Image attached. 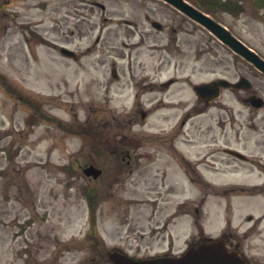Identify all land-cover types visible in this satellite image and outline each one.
<instances>
[{"label": "rangeland", "instance_id": "obj_1", "mask_svg": "<svg viewBox=\"0 0 264 264\" xmlns=\"http://www.w3.org/2000/svg\"><path fill=\"white\" fill-rule=\"evenodd\" d=\"M232 1L239 3L240 10L218 9L212 16L264 58L263 0ZM174 11L162 0H0V264H112L105 251L114 248L137 258L163 253V245L147 233L151 205L130 199L134 188L127 183L118 190L108 176L89 180L81 166L93 163L109 169L115 161L103 147L117 144V117L130 104L118 95L110 73L112 67L128 61L117 58V46L124 38L122 20L134 25L148 17L163 23L164 29L158 31L142 21L153 37L138 59L152 70L170 55L172 67L179 57L162 47L172 39L170 18L179 17ZM202 32L203 40L206 32ZM184 36L181 32L177 37ZM132 40L137 41L138 34ZM59 45L75 50L78 58L60 55ZM212 51L216 58L225 54L220 44ZM225 56L229 60L228 52ZM202 58L191 76L193 82L214 75L205 71L214 57ZM216 70L220 71L218 66ZM240 71L264 99V76L234 54L232 79ZM169 75H174L172 69L161 77ZM237 93L224 91L222 96L234 98L228 107L236 122L225 129L231 137L228 145L258 155L251 149L258 144V130L247 125L257 124L264 107L240 105ZM183 97L192 95L186 90ZM217 108L204 119L220 116ZM153 118L149 120L154 124L146 123L144 133L165 126ZM216 129L218 135L225 131ZM256 162L241 165L237 174L218 176V182L234 183L228 186L235 188L234 195L224 196L222 184L214 186L204 203L203 222L204 231L218 237L232 219L229 230L240 240L241 254L253 264H264V160ZM87 191L97 197L92 209ZM199 228L191 231L184 224L180 247L168 252H182L187 247L183 239L195 237ZM91 233L100 244L90 240Z\"/></svg>", "mask_w": 264, "mask_h": 264}, {"label": "flooded vegetation", "instance_id": "obj_2", "mask_svg": "<svg viewBox=\"0 0 264 264\" xmlns=\"http://www.w3.org/2000/svg\"><path fill=\"white\" fill-rule=\"evenodd\" d=\"M174 12L180 13L177 10ZM152 20L148 17L138 19L141 21L137 23L140 27L135 22L134 26L130 20H122L124 38L117 46V58L120 60L128 57V61L126 65H117V68H113L115 73L113 78L120 91L118 95L130 101V104L126 105L127 109L117 117L119 128L117 144L103 147L113 155L115 161L110 163L109 169L100 166L99 168L101 175L113 179L118 190L126 183L131 185L134 191L130 199L135 202L146 201L151 205L152 211L147 217L150 229L147 233L157 239L159 245H163L161 247L163 254L172 255L168 251L180 247L181 243L179 244L178 240L186 233V230L181 229L184 224L185 227L189 225L191 231L196 226L201 229L196 233L198 236L194 237L191 234L189 238L186 236L183 239L186 248L212 238L204 231L203 207L207 196L218 184L225 186L221 193L227 196L229 192V198L234 195L235 189L228 187L234 183L218 182V176L237 174L241 165L252 166L254 162L264 160V114L257 124L248 123L247 125L249 128L253 126L258 130V144L251 148L258 154L254 155L255 159L253 155L241 156L230 151L235 149L243 154L246 153V148L228 145L231 137L227 136L228 130L225 129L233 127V123L236 122L232 108L228 107L232 105L234 98L219 97L213 101H206L194 92L196 82L191 81V76L197 68L196 63L200 64L202 55H205L214 57L205 69L206 72L214 74L207 81L218 77L232 79L233 52L208 32L205 33V39H200V36H203L202 26L192 19L186 16L170 18L169 30L172 39L162 48L179 59L174 66L170 67L171 61L168 55L160 60L161 66L149 70L144 61L138 59L140 51L150 46V44L145 45L146 41L153 37L150 29L142 21H146L151 29L158 31L164 29L163 25L153 27ZM181 32L185 36L180 39L177 36ZM135 34H138L137 41L132 40ZM98 40L99 37L96 42ZM217 44L224 48L225 54L229 53V60L225 54L216 58L212 48ZM217 66L219 72L216 70ZM247 67L245 65V68ZM198 68L200 69V65ZM169 69H172L174 75L161 77V74ZM186 70L188 74H185ZM240 72L237 79L244 77V71ZM186 90L192 95L189 99L183 97ZM225 90L230 93L239 92L233 89ZM222 92L223 89L220 91L221 95ZM251 93L249 91H246L244 95L237 93L235 100L240 105L251 108L246 101ZM215 107H219L217 109L221 112L220 116H209L210 119H204L206 114ZM240 112L241 110H238L239 114ZM150 118L164 122L165 126L159 127L160 129L152 128L148 133H144L146 123L154 124L150 122ZM253 118L251 117L250 121ZM203 121L206 122L201 125ZM217 127L225 131L218 135ZM238 133L239 130L236 131V134ZM235 136L238 137V135ZM106 181L109 180L106 179ZM193 192H196L194 196L190 195ZM186 193L190 194L186 195ZM241 193H243L242 189L239 194ZM187 202L190 204L188 208ZM250 219L248 215L247 220ZM231 220H227L226 231L216 238H222L230 249H239L240 240L235 238L234 232L229 230Z\"/></svg>", "mask_w": 264, "mask_h": 264}, {"label": "water", "instance_id": "obj_3", "mask_svg": "<svg viewBox=\"0 0 264 264\" xmlns=\"http://www.w3.org/2000/svg\"><path fill=\"white\" fill-rule=\"evenodd\" d=\"M173 4L178 9L185 12L193 19L199 21L206 26L210 31L216 34L223 42L227 43L233 50L238 52L243 57L250 60L260 71L264 72V60L258 56L253 50L249 49L241 41L229 33L223 26L215 22L213 19L197 10L184 0H166ZM155 23V22H154ZM59 51L62 55L76 58L75 53L61 46ZM250 87L246 78H241L238 82L232 83L224 79H218L207 84H202L196 87V90L209 98H214L219 95V87ZM251 103L254 106L263 105V100L260 97H252ZM86 175L96 177L99 170L93 165H88L83 168ZM107 258L113 264H245L242 258L235 251H228L221 241L203 242L195 247L188 249L179 257H156L145 259H133L122 252L113 250L107 252Z\"/></svg>", "mask_w": 264, "mask_h": 264}, {"label": "trees", "instance_id": "obj_4", "mask_svg": "<svg viewBox=\"0 0 264 264\" xmlns=\"http://www.w3.org/2000/svg\"><path fill=\"white\" fill-rule=\"evenodd\" d=\"M216 1H220V0H204L205 5H207L208 7L213 6V4H215ZM221 7H223L224 9L230 10L231 12H237L239 10V7L237 6H233L232 4H230L229 1H223L221 4Z\"/></svg>", "mask_w": 264, "mask_h": 264}]
</instances>
